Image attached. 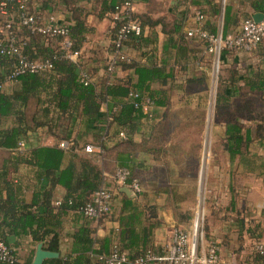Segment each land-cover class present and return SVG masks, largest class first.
<instances>
[{"label":"crops","instance_id":"1","mask_svg":"<svg viewBox=\"0 0 264 264\" xmlns=\"http://www.w3.org/2000/svg\"><path fill=\"white\" fill-rule=\"evenodd\" d=\"M74 2L83 9V18L91 28L82 56L75 62L100 84L107 77L105 66L111 56L113 16L101 17L93 7L96 0ZM136 11L148 18L144 41L129 44L125 51L142 66L172 74L165 82L152 83L153 90L161 91L166 106L155 107L153 117L143 119L130 139L121 137V132L115 134L116 128L112 127L105 140L104 154L85 151V146L95 140L86 133L84 122L76 125L73 138L80 147L67 152L63 167L71 163L79 165L81 158L92 160L103 173L102 187L114 193L113 210L101 220L87 218L78 211L68 212L63 218L59 258L73 255V236L83 227L93 231L98 248L109 240L111 247L118 246L129 256L147 250L165 254L173 242L175 229L191 232L196 211L203 204L205 231L201 246L217 243L226 264H262L256 246L264 243V138L254 139L241 155L232 159L224 148L226 123L215 117V104L219 76L227 79L228 71L236 72L235 85L241 91L232 97L231 111L240 118L244 129L255 134L261 126L264 132V109L256 103V100L264 103V95L245 86L246 82L257 80V74L264 73V42L252 52H228L216 58L206 53L205 43L189 38L187 33L199 26L221 36L237 32L245 20L258 14L264 16V0H144L138 2ZM48 13L69 26L75 23L73 10L61 0H52ZM198 14L204 15L202 21ZM127 75L133 82L137 81L133 70L124 71L122 67L113 79ZM209 81L214 86L210 109L206 104ZM5 86L10 91L17 83ZM117 109L108 102L101 108L103 112ZM214 121L222 128L218 129L222 133V148L209 174L208 136L217 131ZM62 142L48 127L40 126L28 131L17 150L27 153L40 146L61 147ZM14 153L0 149V167ZM122 158L127 159L130 170L140 181L142 191L136 196L123 192L124 187L115 179ZM48 176L51 180L53 173ZM13 179L23 185L24 198L31 203L40 187L36 168L21 165ZM54 193L52 204L57 207L67 191L58 186ZM9 242L14 245L18 241L11 236ZM38 245L30 238H23L13 250L20 261L29 257L34 261Z\"/></svg>","mask_w":264,"mask_h":264},{"label":"trees","instance_id":"2","mask_svg":"<svg viewBox=\"0 0 264 264\" xmlns=\"http://www.w3.org/2000/svg\"><path fill=\"white\" fill-rule=\"evenodd\" d=\"M61 1L74 12L75 23L70 26V38L73 44L72 50L81 52V58L91 28L83 18V9L76 7L74 0ZM96 1L93 7L102 17L113 16L116 8L126 0ZM140 1L144 0H138ZM51 3L52 0H28L27 11L36 17L47 18ZM132 17L140 23L142 33L140 36L130 35L124 39L122 41L124 47L144 41V26L148 18L138 14L137 11ZM125 21L124 19L117 21L110 30V52L115 50L113 41ZM17 27H19L17 37L21 41L22 54L29 60L50 59L53 68L37 74H25L19 76L16 81L7 82V77L16 68L18 58L0 55V149L16 152L0 167V240L13 250L20 240L30 238L34 245L43 243L48 250L57 252L60 251L63 218L70 211L80 212L103 184L102 171L90 159L81 158L79 165L71 163L68 167H63L67 152L72 153L78 146L80 147L73 138L76 125L79 121L84 122L86 133L92 135L95 140L89 145L99 147L103 150V154L106 153L105 140L112 127L116 128L115 134L124 132L126 138L130 139L138 130L140 122L149 119L148 114L141 108L135 107V102L129 97L130 93L137 91L147 95L154 102L155 107L166 106L161 91L153 90L152 83L165 82V79L172 77V74L165 75L164 70L160 68L142 66L131 56L130 62L122 64V69L133 70L137 76L136 82L127 75L125 78H115L110 83L106 77L98 84L87 71L90 79L86 84L81 75L80 63L64 57V52L58 46L61 41L59 37H44L41 34L31 33L25 26L17 24ZM228 52L231 51L224 50L221 55L225 56ZM108 61L109 59L105 70ZM228 72L227 79L222 75L219 76L215 117L226 123L224 148L233 159L241 155L244 148L254 139H263L264 132L261 131V126L256 128L255 134L250 129H244L240 118L232 113L231 99L241 91V88L235 85V76L238 74L234 71ZM257 78L252 82H246L245 86L264 95V73L257 74ZM15 82L17 86L12 90L5 89L6 84ZM105 102L116 106L117 111L103 112L101 108ZM9 121H11L10 125ZM40 126L48 127L59 140L67 142L68 146L66 148H61L59 145L40 146L27 153L19 152L17 149L21 139L30 129ZM126 141L128 140L122 142ZM24 164L36 168V179L40 184L39 189L34 192L31 203L24 198L23 185L13 179V174H16L19 167ZM122 167L131 169L127 159H121L119 168ZM50 172L53 173L51 180L48 176ZM58 186L66 189L67 195L55 207L52 203L55 188ZM92 233L89 227L80 228L73 236V255L48 260L45 264H95L100 256L109 255L113 249L111 242L107 240L98 248L95 246L96 241ZM11 236L16 237L18 241L14 245L9 242ZM138 256L140 255L130 257L135 259ZM259 256L264 264V255L259 253ZM32 262L33 257H29L21 261L18 259L15 262H0V264H32Z\"/></svg>","mask_w":264,"mask_h":264},{"label":"built area","instance_id":"3","mask_svg":"<svg viewBox=\"0 0 264 264\" xmlns=\"http://www.w3.org/2000/svg\"><path fill=\"white\" fill-rule=\"evenodd\" d=\"M28 0H0V55L17 56L18 62L15 70L7 77V82L16 81L19 76L25 74H37L53 68L50 59L29 60L22 54L21 41L17 34L20 26L27 27L33 34H41L44 37H59V48L64 52V57L72 61L79 59L81 52L72 50V40L70 38V26L61 23L55 16L39 18L27 11ZM138 0H126L116 8L113 14L114 24L117 21L126 20L118 30L116 39L113 41L115 50L111 52L106 69L108 83L112 82L114 75L122 67L123 63L130 62L131 56L125 51L122 41L130 35L140 36L142 27L136 22L132 15L136 12ZM198 19L202 21L204 15L198 14ZM191 39L205 43L206 53L216 58L224 50L231 52H252L257 46L264 42V17L260 22L247 19L243 22L239 31L221 36L209 33L201 26L190 30L187 33ZM83 80L88 83L90 75L86 70L81 71ZM135 102L136 108H141L153 117L155 108L154 102L140 92L132 91L129 95ZM125 137V133H120ZM23 142L21 145L23 146ZM61 147L66 148L67 142H62ZM85 151L88 153L100 154L103 150L93 145H87ZM117 183L123 187H129L134 192L140 193L142 187L140 181L133 175L131 170L122 167L115 172ZM114 193L106 187H101L92 196L91 201L80 210V213L90 219L101 220L112 213ZM204 217L201 210L195 215L191 232L175 229L173 242L165 254H157L152 250H147L135 259H132L126 252L118 246H114L109 255L100 256L95 264H226L219 253L217 243L201 246L204 237ZM258 253L264 255V243L256 246ZM18 260L15 252L0 240V262H15Z\"/></svg>","mask_w":264,"mask_h":264},{"label":"rangeland","instance_id":"4","mask_svg":"<svg viewBox=\"0 0 264 264\" xmlns=\"http://www.w3.org/2000/svg\"><path fill=\"white\" fill-rule=\"evenodd\" d=\"M216 71H215V75H216ZM215 76H213V80H214ZM212 85H213V81H212ZM210 84L209 81V85L207 86L206 90H207V94H208V100L206 102V104L209 105V109H210V104L212 103V99L214 98V86H212ZM203 88V87H202ZM256 103L258 106H260V108L264 109V103L256 100ZM202 105H204V102H202ZM214 120V119H213ZM211 123V120H210ZM219 125L218 123H215L214 121V126H215V130L217 129V131L214 132V134H210L208 136V155H207V171L210 174V168L211 166H213L214 164H216V160H218L219 156H220V151H221V142H222V133L221 131H218L219 128H221V126H217ZM218 127V128H217ZM210 128V126H209ZM222 129V128H221ZM219 129V130H221ZM201 212H202V216L204 217L203 219V223L205 222V213H204V206L202 204L201 208H200ZM198 212V210L196 211V213Z\"/></svg>","mask_w":264,"mask_h":264},{"label":"water","instance_id":"5","mask_svg":"<svg viewBox=\"0 0 264 264\" xmlns=\"http://www.w3.org/2000/svg\"><path fill=\"white\" fill-rule=\"evenodd\" d=\"M262 14H258L254 16L253 20L255 22H260L263 19ZM122 191L128 194L129 196H136V192H134L131 188L124 187L122 188ZM59 258L58 252H52L44 248V244H39L37 246L36 255L33 261V264H44L46 260L48 259H55Z\"/></svg>","mask_w":264,"mask_h":264}]
</instances>
